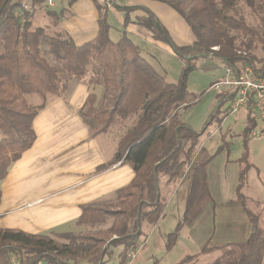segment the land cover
Instances as JSON below:
<instances>
[{"label":"trees","instance_id":"16d2710c","mask_svg":"<svg viewBox=\"0 0 264 264\" xmlns=\"http://www.w3.org/2000/svg\"><path fill=\"white\" fill-rule=\"evenodd\" d=\"M47 1L0 0V181L6 177L10 165L33 144L32 123L38 111L44 108L46 97L64 96L73 83L101 87L99 103L95 104L97 97L90 91L80 112L91 136L105 133L113 126L130 124L120 137L112 160L98 167L96 172L120 162L132 168L134 177L111 199L81 207L75 222L78 227L98 226L112 218L108 229L45 235L0 228V262L5 263L10 253H16L27 261L46 256L59 264H77V261L97 264L105 255L103 247L107 237L115 235L117 239L112 244L124 247L120 264H125V252L139 241L142 225L153 226L164 215L166 200L159 196V181L165 178L164 184L168 186L183 167L195 160L198 139L205 127L196 132L181 121L179 109L190 107L192 98L187 91V75L196 69L197 61L205 58L210 64L220 59L243 64L247 59L241 54L245 53L253 64L254 59L247 51L254 47L259 33L237 17L236 7L241 2L260 15L264 30V0H155L181 17L194 38L191 45L179 47L152 15L135 21L151 32L155 40L166 43L183 62L176 83L167 82L124 34L117 42L109 38L107 7L96 0L91 1L99 12L97 33L86 43L76 45L63 30L34 27L31 20L36 8L52 17L54 24L58 21L57 14L47 10ZM74 1L69 0L68 6ZM24 5L29 6V11L22 9ZM18 9L20 17H15ZM132 10L119 8L124 25L130 22ZM31 94H37L42 102L31 106L27 102ZM253 127L254 122L247 117L242 134L243 153L238 160L235 201L241 205L249 222L248 238L241 244L220 247L206 244L197 254L183 258L178 264H191L199 256L220 249L223 253L211 264H262L264 204L255 202L259 210L249 209L248 199L241 192L252 167L247 142ZM207 162L198 161L192 166L183 217L167 237V251L174 245L182 226L190 224L199 214L200 209H194L199 194L204 195L207 202L212 201L205 173Z\"/></svg>","mask_w":264,"mask_h":264},{"label":"crops","instance_id":"0c3cea01","mask_svg":"<svg viewBox=\"0 0 264 264\" xmlns=\"http://www.w3.org/2000/svg\"><path fill=\"white\" fill-rule=\"evenodd\" d=\"M96 1L107 7L109 38L113 42H117L124 34L139 48L141 56L167 82L174 83L166 79L165 70L158 60L160 52H165V54L176 58L173 50L166 43L155 40L151 32L136 24L135 21L147 18L149 14L152 15L166 30L172 42L181 47L191 45L194 40L190 29L181 17L166 4L155 0ZM68 2L69 0H52L51 6L45 4L47 10L57 14L59 19L54 24L53 18L44 14L45 20L50 19V21L42 26L65 31L76 45L92 40L97 33L99 16L95 5L91 0H75L69 7ZM122 7L133 9L129 13L130 22L126 25L123 24V13L119 11V8ZM90 91L97 97L95 104L99 103L101 87H88L82 83H74L66 98L47 99L44 108L36 114L32 123L35 135L33 144L21 154L17 161L10 165L6 177L0 181L1 229L45 235L73 232L79 228L75 222L81 214L83 205L111 199L117 190L128 185L133 179L132 168L120 162L96 172L98 167L112 160L120 137L130 125L113 126L105 133L91 136L80 114ZM37 105L39 102L31 106ZM189 108L182 106L179 109L180 118L185 125L195 131L187 121ZM215 109H219L221 112L223 110L219 104ZM223 116L219 128L210 133L213 134L212 137L218 133L232 115L225 116L223 114ZM239 121L243 122L242 127L244 128V123L247 121L244 112L235 114L234 123ZM227 127V130L232 129L230 124ZM208 128L209 125L204 128L198 139L199 142H204L202 146L206 144L209 134L204 139L203 136ZM199 150L196 151L195 158L198 157V153L201 151ZM229 153L230 151L213 154L205 159L208 160L205 166V169L207 168L205 171L207 187L213 202L209 201L205 204H211L212 209L216 208L214 201L217 199L223 200L228 207L237 208L238 206L241 208V205L235 202L239 174L238 160L240 158L232 159L229 157ZM212 162H217V170L214 173L208 170ZM249 163L252 167L247 172V188L250 171L254 168L253 163L250 161ZM243 190L245 191V189ZM174 192L175 190L171 192L167 186L160 190L159 196L165 200L167 198V204ZM184 207L185 205L182 210ZM198 217L197 215L190 224L180 230V232L184 228L187 230L184 235L185 239L182 240L185 241V244L198 238ZM246 223L250 232L247 218ZM249 232L246 233L245 241ZM213 236L214 229H212L210 238ZM203 246L202 243L196 246L198 251L194 254H197ZM211 253L201 255L196 260ZM194 254L183 255L180 261ZM262 261L264 264V255Z\"/></svg>","mask_w":264,"mask_h":264},{"label":"rangeland","instance_id":"374dc122","mask_svg":"<svg viewBox=\"0 0 264 264\" xmlns=\"http://www.w3.org/2000/svg\"><path fill=\"white\" fill-rule=\"evenodd\" d=\"M24 6L27 9H24L23 7L22 9H24V11H29V6ZM15 13L16 15H19L21 10L18 9ZM236 14L237 17L243 18L247 25L256 29L259 33L258 40L255 42L254 47L251 50H248L247 53L254 59V68L264 72V30L261 25L260 15L251 11L241 2L236 7ZM49 21L50 19L45 20L44 11L42 9L36 8L34 10L31 20L34 27L42 26L45 23H49ZM48 60L51 62V58H48ZM158 60L161 63L162 68L165 70L166 79L176 83L180 76L183 62L178 58L165 54V52H160ZM208 62L207 58L197 61L196 69L189 72L186 82L187 91L192 97L189 100L191 105L187 112V121L197 132H200L204 127L206 128L209 125V128L203 136L204 139L209 134L206 138V144L202 146L204 142L201 143L198 141L199 145L197 146L196 151L199 149L201 150H199L198 157H196L190 165L183 167L180 175L168 185L169 190L171 192L175 190V192L166 204L163 217L153 226L142 225V235L139 240L143 242L144 245L136 259L129 264H176L180 261L183 255L194 254L198 251L195 247L201 243L202 245H206L207 243L212 247H220L225 244H241L245 241L246 233L249 232V226L246 223L244 212L240 207H228L223 200L217 199L214 201L216 208L212 209L211 204H205V202H207L206 197L199 194V197L194 203V209H200L198 214L199 217L197 219L198 238L191 243L185 244V241L182 240L185 239L184 235L187 230L184 228L182 232L179 231L180 234L178 233V237L170 251H167L165 247L168 235L174 232L178 221L183 217L184 210L182 209L185 205L188 193L193 164L198 161L202 162L213 154H223L224 152L228 153V151H230L229 157L232 159H239L243 153V122L239 121L234 123L235 115H232L229 118L228 122L219 129L216 135L212 137L213 134H210L215 129L219 128L222 116L225 113L224 110L221 112L219 109H215L218 104V94L217 92L210 90L212 83L222 79L223 75L221 67L223 64L220 60H212L211 64ZM68 93L69 91L62 97L47 96L45 103L47 99L66 98ZM27 101L31 105H36L38 102L40 104L42 99H40L37 94H31L27 96ZM130 123L132 125L133 121ZM206 123H208L207 126H205ZM229 124L232 127L231 130H227V125ZM244 125H246V122ZM247 143L249 161L253 163L254 168L250 171V178L248 179L249 186L248 188L246 187L247 189L244 188L245 191L243 190L242 193L248 199V208L258 211L259 209L256 210L255 202L260 204H263L264 202V140L249 139ZM216 163L217 162H212L211 166L208 168L212 173L217 170ZM206 170L207 168L205 171ZM164 180L165 178H162L159 181L160 190L167 187L164 184ZM167 200L168 199L166 198V202ZM111 219L112 218L108 219L105 224H100L98 226H79V228L72 233H95L96 231H104L111 225ZM186 226L187 224L182 227ZM212 229H214V236L210 238ZM116 239L117 236L115 235H111L110 238L107 237V241L103 247L105 255L97 264H120L124 247L112 244V241ZM222 253V249L215 250L211 254L205 255L199 260L194 261L193 264H211ZM68 264H73V262H69ZM77 264L88 263L86 261H77ZM125 264H128V261H126Z\"/></svg>","mask_w":264,"mask_h":264},{"label":"built area","instance_id":"2783aa9c","mask_svg":"<svg viewBox=\"0 0 264 264\" xmlns=\"http://www.w3.org/2000/svg\"><path fill=\"white\" fill-rule=\"evenodd\" d=\"M46 5L51 6L52 0ZM110 6V4L108 3ZM27 9L25 6H22ZM17 17L19 15L14 14ZM216 51L217 48H212ZM240 54V53H239ZM247 60L243 64L228 63L221 60L223 64L222 79L214 82L210 90L217 92L218 104L223 107L227 115H235L244 112L254 122V127L248 134L250 140H264V72L256 70L245 53L241 54ZM144 243L140 240L129 247L125 252L128 263L136 259L142 250ZM0 264H59L57 261L51 262L46 256H41L33 261H27L16 253H10L5 263Z\"/></svg>","mask_w":264,"mask_h":264}]
</instances>
